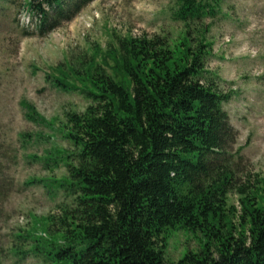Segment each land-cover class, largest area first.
<instances>
[{"label":"trees","instance_id":"1","mask_svg":"<svg viewBox=\"0 0 264 264\" xmlns=\"http://www.w3.org/2000/svg\"><path fill=\"white\" fill-rule=\"evenodd\" d=\"M95 0H29L36 30L49 34ZM221 0H176L168 37H123L104 55L58 67L53 84L86 101L65 114L70 148L47 152L66 168L50 191L65 201L45 219L39 252L49 264H168L167 239L200 233L198 252L170 264H264V189L238 180L230 166L238 133L231 99L208 70V34ZM30 121L45 125L22 102ZM48 125H52L48 122ZM231 194L239 207H229Z\"/></svg>","mask_w":264,"mask_h":264},{"label":"rangeland","instance_id":"2","mask_svg":"<svg viewBox=\"0 0 264 264\" xmlns=\"http://www.w3.org/2000/svg\"><path fill=\"white\" fill-rule=\"evenodd\" d=\"M29 0H0V264H49L37 248L47 239L45 219L56 215L63 190L50 191L66 168L47 152L67 150L65 114L83 112L78 93L57 88L58 67L78 66L123 37L160 35L178 41L183 26L172 19L176 0H95L71 22L41 35ZM208 34V70L231 99L224 105L238 138L230 163L238 180L264 189V0H221ZM47 122L27 119L22 102ZM48 122L52 125H48ZM229 207H239L231 194ZM200 233L179 229L167 239L166 261L198 252Z\"/></svg>","mask_w":264,"mask_h":264}]
</instances>
